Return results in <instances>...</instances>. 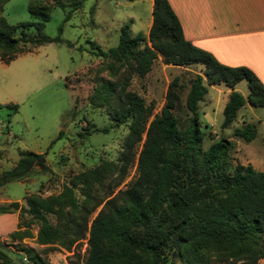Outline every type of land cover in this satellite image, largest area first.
<instances>
[{"label":"trees","instance_id":"16d2710c","mask_svg":"<svg viewBox=\"0 0 264 264\" xmlns=\"http://www.w3.org/2000/svg\"><path fill=\"white\" fill-rule=\"evenodd\" d=\"M8 1L0 0V11ZM84 1L74 0L64 20ZM58 6L64 7L62 3ZM28 10L36 21L12 25L0 14V60L4 63L36 46L61 41L60 37L51 39L42 33L50 19L47 6H35L30 1ZM151 14L147 34L132 35L129 20L120 28L116 46L95 53L115 57L118 68L125 70L119 81L98 85L90 98L96 106L107 104L115 126H128L118 165L102 161L96 168L73 177L58 195H32L25 205L17 201L0 205V213L18 210L20 215L30 216L38 222L37 242L56 244L57 249L70 251L88 233L83 264H258L264 259V171L251 164H232L236 149L233 139L221 138L204 148L198 104L204 100L208 86H227L231 91L222 122V128H226L246 104L264 108V84L250 68L225 65L186 40L168 0H152ZM30 27L36 30L34 36L27 33ZM159 55L165 65L202 66L203 73L191 80L186 93L183 120L173 114L179 99L177 79L169 83L165 103L151 119L153 106H147L143 97L128 89L131 76H145ZM241 80L248 86L246 97L235 90ZM11 108L16 111L17 105ZM108 129L106 126L93 131ZM86 130L92 131L90 127ZM256 136L254 122H245L232 133L233 138L246 142ZM140 143L135 179L118 195L110 197L111 193H106L103 207L90 219L101 201L91 207L81 206L76 188L89 196L94 183L103 185L106 179L116 178L113 186H118ZM35 167L47 170L45 154L24 152L13 168L0 173V186L28 177ZM94 199L93 195L90 201ZM66 206L69 211L62 220ZM48 214L58 215L55 223ZM20 250L27 260L23 264H54L42 251L30 247ZM169 252L175 256L170 263ZM210 254L216 258L209 259ZM0 264L18 263L0 250Z\"/></svg>","mask_w":264,"mask_h":264},{"label":"rangeland","instance_id":"374dc122","mask_svg":"<svg viewBox=\"0 0 264 264\" xmlns=\"http://www.w3.org/2000/svg\"><path fill=\"white\" fill-rule=\"evenodd\" d=\"M30 1L35 6L48 7L50 19L45 22L42 33L51 39L60 37L61 41L36 46L8 63L0 60V173L13 168L26 151L44 153L47 170L35 167L28 177L1 185L0 205L13 201L25 205L26 198L32 195L42 198L58 195L73 177L96 168L102 161L118 165L128 126H115L107 104L96 106L90 98L98 85L119 81L125 70L118 68L115 57H100L95 53L116 46L120 28L129 20H132V35L147 34L152 22V0H86L68 20H64L65 14L74 0H9L2 5L0 14L12 25L36 21L28 10ZM27 33L34 36L36 30L30 27ZM202 73L201 65H165L159 55L145 76H131L128 89L143 97L147 106H153L151 119L163 107L169 83L177 79L175 90L179 99L173 114L183 120L186 117L184 99L191 80ZM229 90L224 84L208 86L204 100L198 104L200 126L205 134L203 146L207 148L221 138L233 139L236 149L232 164H251L264 171V108L245 105L233 123L222 128ZM235 90L246 97V81L238 82ZM14 104L16 111L11 108ZM245 122L257 125V136L249 142L232 137L234 128ZM106 126H109L106 132L93 131ZM88 127L91 133L86 130ZM140 148L141 143L135 148L128 173L118 186H113L116 178L106 179L103 185L94 183L89 196L76 188L81 206L91 207L101 201L90 219L103 207L106 193L110 192V197L118 195L135 179ZM93 195L95 199L90 201ZM67 211L68 206L61 214L62 220L67 218ZM47 217L52 223L58 219L57 214ZM4 230L0 233V250L18 264L27 263L21 247L44 252L54 264H83L87 255L88 233L70 251L57 249L56 244L41 245L36 240L38 222L28 215H20L18 210L0 213V231ZM17 231L19 235L14 234ZM169 253L168 263L175 259ZM215 256L210 254L208 258L214 260ZM258 264H264V259Z\"/></svg>","mask_w":264,"mask_h":264},{"label":"crops","instance_id":"0c3cea01","mask_svg":"<svg viewBox=\"0 0 264 264\" xmlns=\"http://www.w3.org/2000/svg\"><path fill=\"white\" fill-rule=\"evenodd\" d=\"M168 2L186 40L225 65L250 68L264 84V0Z\"/></svg>","mask_w":264,"mask_h":264},{"label":"built area","instance_id":"2783aa9c","mask_svg":"<svg viewBox=\"0 0 264 264\" xmlns=\"http://www.w3.org/2000/svg\"><path fill=\"white\" fill-rule=\"evenodd\" d=\"M25 259V258H24ZM26 260V259H25Z\"/></svg>","mask_w":264,"mask_h":264}]
</instances>
